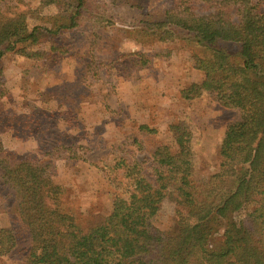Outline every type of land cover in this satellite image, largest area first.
<instances>
[{
    "label": "rangeland",
    "instance_id": "1",
    "mask_svg": "<svg viewBox=\"0 0 264 264\" xmlns=\"http://www.w3.org/2000/svg\"><path fill=\"white\" fill-rule=\"evenodd\" d=\"M176 1L88 0L80 26L54 39L65 53L35 59L8 52L0 59V141L6 154L12 161L50 162L62 187L61 208L81 228L106 217L117 197L134 193L116 164L120 158L141 161L152 178L153 151L172 145L181 129L194 177L205 182L219 169L223 133L239 118L238 109L207 93L193 99L181 94L202 79L194 63L205 53L179 38L147 40L139 34ZM66 9L47 0H0V13L15 17L21 30L50 27L49 17ZM50 43L47 36L26 50L48 52ZM151 222L170 235L196 219L168 194ZM0 227L12 228L16 239L2 247L0 264H30L28 230L1 178Z\"/></svg>",
    "mask_w": 264,
    "mask_h": 264
},
{
    "label": "trees",
    "instance_id": "2",
    "mask_svg": "<svg viewBox=\"0 0 264 264\" xmlns=\"http://www.w3.org/2000/svg\"><path fill=\"white\" fill-rule=\"evenodd\" d=\"M47 1L67 5L49 17L50 27L21 30L15 17L0 13V59L8 52L35 59L65 53L54 39L61 30L80 26L88 0ZM139 34L147 40L179 38L205 53L194 63L202 79L181 94L193 99L207 93L238 109L239 118L223 133L219 169L205 182L194 177L187 133L181 129L172 145L160 144L153 151L152 178L141 161L119 159L116 164L134 193L128 199L117 197L106 217L84 229L61 208L62 187L52 178V164L12 161L0 141V178L13 192L28 230V262L264 264V0H177L159 19L145 22ZM47 36L48 52L26 50ZM168 194L196 219L170 235L151 222ZM15 242L14 230L0 227V251Z\"/></svg>",
    "mask_w": 264,
    "mask_h": 264
}]
</instances>
